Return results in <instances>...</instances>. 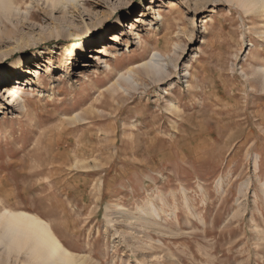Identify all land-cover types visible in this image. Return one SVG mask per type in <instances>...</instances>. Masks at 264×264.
I'll list each match as a JSON object with an SVG mask.
<instances>
[{
    "label": "rangeland",
    "instance_id": "rangeland-1",
    "mask_svg": "<svg viewBox=\"0 0 264 264\" xmlns=\"http://www.w3.org/2000/svg\"><path fill=\"white\" fill-rule=\"evenodd\" d=\"M17 2L0 15V210L44 218L79 264H264V10ZM0 264L36 263L0 246Z\"/></svg>",
    "mask_w": 264,
    "mask_h": 264
},
{
    "label": "bare ground",
    "instance_id": "bare-ground-1",
    "mask_svg": "<svg viewBox=\"0 0 264 264\" xmlns=\"http://www.w3.org/2000/svg\"><path fill=\"white\" fill-rule=\"evenodd\" d=\"M46 1H50L53 5H57L63 4L64 1L71 3V1L73 0ZM235 1L247 14L253 12V10L256 9L264 10V0ZM17 3V0H0V15L6 17L7 19H9L10 16L13 17L15 12L18 10ZM135 21L137 23L143 22V18L138 17ZM119 32L120 31L114 34L115 37L112 40L121 41L123 39L122 35L124 34V32L123 34H121V36ZM82 46H84V44L81 42L80 47L77 49V53L72 54L70 58L71 61L73 59L77 63L80 58H82ZM89 50L95 52L99 51L98 48H95V46H91ZM167 52L168 48L166 49V53ZM12 62L14 63V65L10 67L15 66V64H22L23 57L13 58ZM170 63H172V61ZM31 64L32 63L29 62L28 65ZM166 65H168V67H166ZM166 65L164 53L162 51L155 50L152 58L142 63L140 66L145 68L147 77L156 82L165 79V75L168 76V73H166L165 71L170 70L171 67L169 66L171 65H169V63ZM106 66H108V63H106ZM39 68L43 70V68H41L40 66ZM16 69H19V66H16ZM136 69V67H130L126 72H122L119 77L123 79L125 83H128L130 86L134 87L136 84L134 79V74H136L137 72ZM187 71L188 73H190L189 70ZM40 72L41 71H37L36 73ZM5 73L6 74L4 75L3 79H5L6 85H4L3 89L4 94H6L7 92L9 93V98L13 94H15L13 93V89L11 88L12 85H9L11 78L15 74H12L11 72H9V70H7ZM258 73L263 79L262 85L264 90V69L259 68ZM118 85H120V83ZM113 92L118 91L116 90ZM142 213H146V210L142 209ZM0 246H2L4 248V251L7 252L8 257L12 254H15L16 256H18V258L24 255L27 261L34 260L36 264H79V259H77L74 254H72L63 246L61 240H59L56 233H54L50 223L39 215L27 210H15L12 208H3L2 210H0Z\"/></svg>",
    "mask_w": 264,
    "mask_h": 264
}]
</instances>
